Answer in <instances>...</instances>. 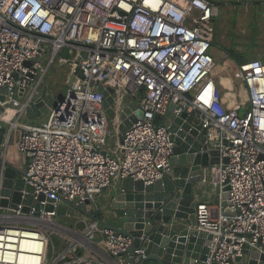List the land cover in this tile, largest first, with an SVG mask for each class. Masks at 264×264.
Listing matches in <instances>:
<instances>
[{"label": "built area", "instance_id": "1", "mask_svg": "<svg viewBox=\"0 0 264 264\" xmlns=\"http://www.w3.org/2000/svg\"><path fill=\"white\" fill-rule=\"evenodd\" d=\"M216 16L211 0H0L3 146L6 155L14 143L27 167L24 184L32 188L20 191L22 199L31 196L28 213L22 204L0 208V264H34L22 254L47 264L50 245L59 253L51 264H124L112 257L128 249L130 239L82 215L72 228L64 227L55 209L61 200L74 199L76 205L89 199L100 206L103 193L125 179L146 186L162 178L173 143L154 119L163 118L171 104L176 116L186 113L193 127L206 130L208 150L219 154V163L201 179L199 199L195 196V228L212 237L204 264H228L242 257L244 245L264 248V61L236 64L232 82L245 88L247 100L228 102L214 78ZM70 57L66 85L74 76L72 84L44 122L24 124V109L47 88L56 59L65 66ZM99 85L113 89L115 119L106 116ZM14 88L25 90L23 100L12 99ZM3 89L9 94L1 101ZM127 94L142 118L121 135L118 116ZM116 137L119 155L111 152ZM208 186L216 202L204 200ZM52 233L67 239L61 252L55 251ZM29 242L39 244L38 250ZM68 252L75 257L66 259Z\"/></svg>", "mask_w": 264, "mask_h": 264}, {"label": "water", "instance_id": "2", "mask_svg": "<svg viewBox=\"0 0 264 264\" xmlns=\"http://www.w3.org/2000/svg\"><path fill=\"white\" fill-rule=\"evenodd\" d=\"M67 53V49H64L61 57L66 58ZM75 74L82 78L78 70ZM73 79L74 76L69 77L68 86ZM97 91L104 96L102 107L107 118L115 119L116 115L111 107L113 89H104L99 85ZM24 92L23 89L14 88L11 97L20 101L19 97L22 98ZM1 94L3 101L9 93L3 89ZM123 101L126 106L118 116L121 121L118 131L121 135L142 118V112L128 94L123 96ZM54 102L50 89L42 88L25 107L24 117L29 121L40 120L49 113ZM176 108V105L171 104L163 118L156 116L154 119L156 124L160 123L167 128L170 142L173 143L170 169L162 178L146 186L140 181L125 179L109 193L101 206L89 199L84 204L76 205L78 200L74 199L61 200L55 209L57 217L79 214L95 222L99 229L130 239L128 249L112 257L115 261L124 259V264H204L206 261L212 237L195 228V196L203 175L219 163V154L212 148L208 150L206 130L193 127L187 120L186 113L176 116ZM3 110L0 108V115ZM6 134V127L1 126L0 208L17 209V205L22 204L21 211L28 213L32 203L31 196L22 199L20 193L23 189L32 192V188L25 186L23 180L27 167L9 162L6 158L3 146ZM226 161L223 159L224 163ZM227 198L228 194L224 192L221 195L223 206ZM40 199L43 197L40 196ZM35 207L40 209L38 204ZM46 209L51 211L52 207L48 206ZM51 236L57 241L59 248L65 246L67 239L58 233H52ZM139 251L142 253L139 254ZM228 264H264V248L261 251L251 250L244 245L242 257L229 260Z\"/></svg>", "mask_w": 264, "mask_h": 264}, {"label": "rangeland", "instance_id": "3", "mask_svg": "<svg viewBox=\"0 0 264 264\" xmlns=\"http://www.w3.org/2000/svg\"><path fill=\"white\" fill-rule=\"evenodd\" d=\"M217 7L216 33L214 40L218 42L221 48H226L232 52L242 53L245 58L240 62H246L253 57V53L264 50V0H211ZM214 18V24H215ZM247 28V30H245ZM246 31V36L255 38L252 41V47H248L250 41L241 37V34ZM261 32H263L261 34ZM244 36V35H243ZM251 44V43H250ZM211 53L216 62L215 81L219 89H227V96L239 94L237 98L245 104L247 100L245 88L239 82H232V72L235 70L236 62L233 57H230L226 52L222 51L217 46L212 47ZM247 58V59H246ZM71 67V57L69 63L65 66L60 65V58H57L54 65L50 68L48 75L45 78L48 89L55 101L59 100L66 89V76ZM232 71V72H230ZM47 119V115L42 117L41 124ZM110 127L113 124L109 123ZM7 159H12L14 163L22 166V158L17 154L14 143L11 141L6 154ZM24 160V159H23ZM99 199V198H98ZM98 205H103V199L98 201ZM80 218L79 214L72 216L57 217L56 222L64 227L72 228ZM56 252H61L63 248H59L56 240L53 239ZM81 249V248H80ZM86 249V248H85ZM61 250V251H60ZM88 250V249H86ZM90 253L93 251L89 248ZM59 253H54L52 245L49 246L46 256L47 264L54 263V259ZM93 254V253H92ZM66 259L74 258L72 252L66 253Z\"/></svg>", "mask_w": 264, "mask_h": 264}, {"label": "crops", "instance_id": "4", "mask_svg": "<svg viewBox=\"0 0 264 264\" xmlns=\"http://www.w3.org/2000/svg\"><path fill=\"white\" fill-rule=\"evenodd\" d=\"M245 30H247V28L245 29ZM247 32L246 31H244L242 34H241V37L242 38H245V40H248V41H254L255 40V38H253V37H251V36H246L247 34H246ZM263 32H261V34H262ZM244 35V36H243ZM246 45H250V43L249 44H246ZM252 45H254V44H252ZM253 57H254V59H260V60H263L264 61V50H259V51H257V52H255V53H253ZM231 84H234V83H231ZM45 86H47V83H45ZM47 88H48V86H47ZM227 89H225V90H221L220 89V91H221V93H222V95L223 96H225V99L229 102H231L232 100L234 101V100H240L239 99V97L237 98V96L239 95H237V94H235V95H233V96H227V91H226ZM241 101V100H240ZM7 111V110H6ZM42 121V119H40V120H36V121H29V120H27L25 117L22 119V122L24 123V124H26V125H37V124H39V122H41ZM117 142L119 143V138H114V139H112L111 140V152L113 153V154H115V155H119L120 154V151L118 150V147H117ZM9 162H13L12 161V159H9ZM14 163V162H13ZM14 164H16V163H14ZM115 187H117V185L116 184H114L113 186H112V188H109V189H107L104 193H103V196L106 198L108 195H109V193H111V191H113V189L115 188ZM199 187V186H198ZM206 191H207V193L209 194V196H207L209 199H207V197H204V200H210L211 202H216V194H214V192L212 191V188L210 187V186H208V187H206ZM201 187L199 188V191L197 192V194H196V200L197 199H199L198 197H199V195H201ZM201 198V197H200Z\"/></svg>", "mask_w": 264, "mask_h": 264}, {"label": "trees", "instance_id": "5", "mask_svg": "<svg viewBox=\"0 0 264 264\" xmlns=\"http://www.w3.org/2000/svg\"><path fill=\"white\" fill-rule=\"evenodd\" d=\"M216 22H217V19L215 18V24H214V26H216ZM215 29V33H216V28H214ZM215 37V36H214ZM250 45L248 46V47H252V42L250 41ZM214 46H217L218 48H220L222 51H224V52H226L230 57H233L234 58V60H235V62H236V64H240L241 62H240V60L241 59H243V58H245L244 56H243V54L242 53H236V52H232V48H230L231 50H228V49H226V48H221L219 45H218V42H216V39L214 40L213 39V42H212V47H214ZM213 56V55H212ZM247 59V58H246ZM252 59H254V58H252ZM251 60V59H250Z\"/></svg>", "mask_w": 264, "mask_h": 264}, {"label": "bare ground", "instance_id": "6", "mask_svg": "<svg viewBox=\"0 0 264 264\" xmlns=\"http://www.w3.org/2000/svg\"><path fill=\"white\" fill-rule=\"evenodd\" d=\"M32 238H33V237H32ZM80 238H81V240H82L83 237H80ZM24 243H27V242L24 241ZM28 244L32 247V250H38V248H39V244H37V243H35V242H29ZM24 252H27V251H24ZM27 253H28V252H27ZM21 258H22V259L27 258V259H29L30 261H33L34 264L37 262V260L40 261V259L38 258V256H32V255H30V254H22V255H21ZM42 261H43V258H42Z\"/></svg>", "mask_w": 264, "mask_h": 264}]
</instances>
